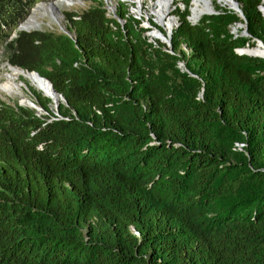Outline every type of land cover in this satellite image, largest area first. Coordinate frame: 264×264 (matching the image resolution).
Returning <instances> with one entry per match:
<instances>
[{"label":"trees","instance_id":"obj_1","mask_svg":"<svg viewBox=\"0 0 264 264\" xmlns=\"http://www.w3.org/2000/svg\"><path fill=\"white\" fill-rule=\"evenodd\" d=\"M82 1L50 31L0 0V62L63 100L0 98V264H264V57L236 52L264 44L261 0L195 23L181 0L158 48L126 4Z\"/></svg>","mask_w":264,"mask_h":264},{"label":"rangeland","instance_id":"obj_2","mask_svg":"<svg viewBox=\"0 0 264 264\" xmlns=\"http://www.w3.org/2000/svg\"><path fill=\"white\" fill-rule=\"evenodd\" d=\"M103 1L110 12L115 11L116 6L119 2L126 4L129 8L130 14L135 19H137L139 21V25L146 30L144 35L146 37V40L152 45L153 48H158L160 45L170 47L167 44V42L164 41V37L167 36L166 35L167 30L158 23V21L155 19V16L153 14V6H154L153 2H155V0H143L141 12L135 10L137 3H133L132 0H103ZM191 2L192 1H190V7L188 9L189 11L188 19H190L189 17H190ZM213 4L215 6V9L213 11H222L224 9L229 11H234L225 5L222 6L218 4L216 1H213ZM262 5H264L263 0H261V5L259 7H261ZM85 6L86 3L83 2L82 0H33L25 20L18 25L17 29L50 30V31L63 30L62 27L63 21H62L61 12L64 10H81L85 8ZM178 7L180 11L184 10V6L181 3V0H172L168 7V17L170 16L175 20V23L171 30H173L178 25V18L174 14V12L177 10ZM30 17H33V22L31 23L30 27L29 28L22 27V24H24ZM237 25H238V30L235 31L233 27L231 28V32L241 34L243 29L242 24H237ZM154 30H158L160 32V35L155 36ZM242 35L247 36L246 34H242ZM244 47H249V46L244 45ZM253 47L256 46L254 45ZM257 49H260V47H257ZM165 51L167 50L165 49ZM178 63L179 65L178 64L177 65L179 66V68L180 69L182 68L181 70H185L183 65H180L181 62ZM7 65L9 64L0 62L1 77ZM32 90L39 92L43 97L47 98L46 96H44V94H42L41 91H38V89L34 88L29 84L27 85V87H25V89L23 88V93L25 95H30V97H32L33 100H36V98H34L31 93ZM0 98L10 102L11 104H15V103L18 104L16 98L9 97L4 93L0 94ZM62 102L63 100L61 98L58 106L54 108H52V106L49 104V110H50L49 113L44 111L43 109L41 111H37L35 109L34 110L36 111V114L39 116L58 115V108Z\"/></svg>","mask_w":264,"mask_h":264},{"label":"bare ground","instance_id":"obj_3","mask_svg":"<svg viewBox=\"0 0 264 264\" xmlns=\"http://www.w3.org/2000/svg\"><path fill=\"white\" fill-rule=\"evenodd\" d=\"M172 0H155L153 2V14L155 16V19L158 21V23L164 27L167 32H169L174 23L175 20L172 17H168V7L170 5ZM191 9H190V20L191 21H197L200 19V17L209 11H212L215 9V6L213 4V1H216L220 5H225L233 10V0H191ZM133 3H137V6L135 7L136 11L141 12L142 9V3L143 0H132ZM264 4V0H263ZM261 8V7H260ZM262 14L264 15V6L261 9ZM33 22V17H30L24 24H22V27L29 28L31 23ZM242 22V21H241ZM238 23V24H241ZM235 31L238 30V25H236L233 28ZM154 35L159 36L160 32L158 30H154ZM258 51V52H257ZM254 53H263V50L257 49ZM31 85L34 88L38 89V91H41L44 96H46L50 100V105L52 108L57 107L61 96L56 93L53 89V87L50 86L48 81H46L44 78L39 77L33 72L23 70L16 66L7 65L5 67V71L1 77L0 75V94L4 93L5 95L16 98L17 102L21 105L25 106H34L36 107L37 111H41L42 108L30 97V95H25L23 93V88L27 87V85Z\"/></svg>","mask_w":264,"mask_h":264},{"label":"water","instance_id":"obj_4","mask_svg":"<svg viewBox=\"0 0 264 264\" xmlns=\"http://www.w3.org/2000/svg\"><path fill=\"white\" fill-rule=\"evenodd\" d=\"M233 5H234V8H233V10L235 11V12H237L238 13V15L242 18V19H244V15H243V13H242V11H241V9H240V7H239V3L237 2V0H233ZM259 10H260V12H261V8L259 7ZM216 13V11H209V12H206V13H204V14H215ZM262 13V12H261ZM262 16H263V14H262ZM190 20V19H189ZM190 22L191 23H195L196 21H191L190 20ZM242 27H243V29H242V34H246L247 35V30H246V25L245 24H242ZM19 30V29H18ZM21 30H24V29H21ZM171 33H172V30H170L169 32H167L166 33V37H164V41L165 42H167V44L170 46V38H171ZM255 41V46L256 47H261V49L263 50V53H254V52H252L251 51V47H243V48H238V49H236V52L238 53V54H247V55H251V56H260V57H264V44L260 41V40H258V39H255L254 40ZM180 65H183V63L181 62L180 63ZM30 72H33V73H35L36 75H38L39 77H41V78H44L46 81H48V83L50 84V86L52 87V85H51V83L49 82V80L48 79H46L45 77H42L41 75H39V73L38 72H36V71H34V70H32V71H30ZM55 91V90H54ZM56 92V91H55ZM60 95V94H59ZM19 105H21L20 103H18ZM28 107H30V106H28ZM30 108H33V109H35V110H37L36 109V107H34V106H31Z\"/></svg>","mask_w":264,"mask_h":264},{"label":"built area","instance_id":"obj_5","mask_svg":"<svg viewBox=\"0 0 264 264\" xmlns=\"http://www.w3.org/2000/svg\"><path fill=\"white\" fill-rule=\"evenodd\" d=\"M236 145H239V146H241L242 144H236Z\"/></svg>","mask_w":264,"mask_h":264}]
</instances>
